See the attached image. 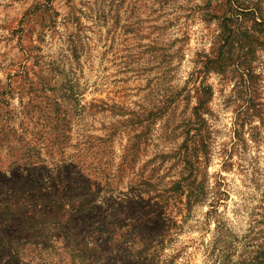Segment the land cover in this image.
Segmentation results:
<instances>
[{
    "label": "rangeland",
    "instance_id": "1",
    "mask_svg": "<svg viewBox=\"0 0 264 264\" xmlns=\"http://www.w3.org/2000/svg\"><path fill=\"white\" fill-rule=\"evenodd\" d=\"M18 184L62 228L19 264H264V0H0Z\"/></svg>",
    "mask_w": 264,
    "mask_h": 264
},
{
    "label": "trees",
    "instance_id": "2",
    "mask_svg": "<svg viewBox=\"0 0 264 264\" xmlns=\"http://www.w3.org/2000/svg\"><path fill=\"white\" fill-rule=\"evenodd\" d=\"M252 12L254 11L252 10ZM257 25L260 26L261 23H258ZM69 166L70 164H66L64 167V172L67 171ZM32 168H36V165H33ZM56 168L59 169L60 166H57ZM54 185L55 184L53 183V189ZM41 189L45 190V187H42ZM16 191H19L21 195L19 196V192L15 193L13 196L11 194V198H9V200L0 202V258L4 255L9 256L10 260L7 262V264H19L17 260L15 261V259L18 257L17 251L19 250L22 239L26 244L34 243L35 245H39L43 248H53V238L55 237V232H60L62 229L60 225L46 224L47 222L44 221L46 219L43 217L45 216V211L42 212L36 208L30 211L25 208H21L18 205H11L29 204L28 202L30 201H32L30 204H43L44 197L49 199L47 204H52V198L54 196L53 193H49V191L45 190V193L36 196L37 194H30L28 191L27 194L29 196H26L24 202H21V200L25 198L23 196L26 194V192H21L23 191V188L20 184L17 185L15 192ZM76 191L79 193L77 194ZM71 192L73 196L70 197L71 202H68L71 204H91L95 202L94 196L97 195V193L92 190L91 184H87L85 187L79 185V188H76V190H71ZM60 193L61 192L59 191L55 192V194ZM39 212H42V214L38 215ZM9 233L12 234L13 239H7V237L11 235ZM147 241L151 240L147 239ZM156 247L157 246L155 244V248ZM12 260H14V262Z\"/></svg>",
    "mask_w": 264,
    "mask_h": 264
}]
</instances>
